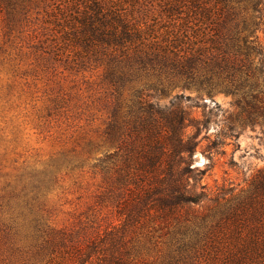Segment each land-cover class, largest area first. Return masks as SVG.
<instances>
[{"label":"rangeland","instance_id":"rangeland-1","mask_svg":"<svg viewBox=\"0 0 264 264\" xmlns=\"http://www.w3.org/2000/svg\"><path fill=\"white\" fill-rule=\"evenodd\" d=\"M10 3L0 0V264H53L61 258L62 264H69L65 259L72 260L76 240L85 234L101 237L125 223L123 206L134 185L121 186L115 173L109 177L92 165L105 153H116L120 163L136 147L131 131L136 90L144 82L157 83L150 78L121 89L108 86L97 47L82 40L84 16L98 7L125 18L142 36L181 42L192 50L211 46L217 19L212 12L207 18L206 9L213 3L207 0ZM255 35L264 46V25ZM174 82L164 92L151 86L142 96L157 110L179 101L174 96L182 93L181 106L207 122L197 137L191 166L205 170L200 181L209 196L230 199L220 212L243 203L236 218L222 216L220 225L187 255L173 257L168 254L175 227L164 226L151 214L142 215L129 227L134 254L140 264H229L235 228L239 238L258 240L261 252L264 194L252 201L242 197L264 168V124L242 126L208 150L210 140L226 132L240 113L237 96L223 91L199 95L195 88ZM108 123L114 130L112 141L106 138ZM206 205L212 202L193 207L205 211ZM60 233L66 234L63 241L56 237ZM252 257L242 264H261L264 259Z\"/></svg>","mask_w":264,"mask_h":264},{"label":"trees","instance_id":"trees-1","mask_svg":"<svg viewBox=\"0 0 264 264\" xmlns=\"http://www.w3.org/2000/svg\"><path fill=\"white\" fill-rule=\"evenodd\" d=\"M4 1L12 5L11 0ZM207 1L213 2L206 9L207 18L212 12L220 21L215 22L211 46L203 50H192L182 46L181 42L169 43L167 40L158 41L156 37L142 36L125 18L112 12H102L98 7L84 16L82 40L87 46L97 47L103 80L108 86L121 89L150 78H155L157 83L154 86L144 82L143 87L136 90L138 99L137 106L132 107L134 124L131 130L138 142L136 147L130 148L120 163L116 160V153H105L92 165L109 177L115 173V179L121 186L134 185V189L129 188L131 198H127L123 206L127 209L125 223L107 230L101 237L85 234L75 241L72 260L65 259V262L140 264L134 254L133 240L130 241L128 235L129 227L138 223L142 215L151 214L164 226L172 224L175 227L172 251L168 257L180 256L181 253L187 255L189 249L220 225L222 216L236 218L243 201L228 208L227 213L220 212L219 208L230 199L221 201L219 196H209L206 185L200 181L205 170L191 166L200 142L197 137L207 122L193 118L181 106L182 93L174 96L179 101L157 110L142 96V91L151 86L164 92L174 85V81H181L182 87L195 88L199 95L205 93L210 96L216 91L236 95L240 113L227 125L226 132L210 140L208 150L221 143L219 138H230L242 126L264 124V92L261 90L264 86V46L255 35L264 25V3L262 0ZM189 128L194 132L190 133ZM105 133L107 140L112 141L114 130L111 123H108ZM244 194L242 198L251 201L264 194V168L257 171ZM204 200L212 202V205H206L205 211L195 210L193 206L202 207ZM233 232L237 240L231 243L229 264H242L255 254L264 257V247L260 252L259 244H262L258 240L239 238L237 228ZM56 237L63 241L66 234L60 233ZM63 260L61 258L53 264H62ZM261 264H264V259Z\"/></svg>","mask_w":264,"mask_h":264}]
</instances>
